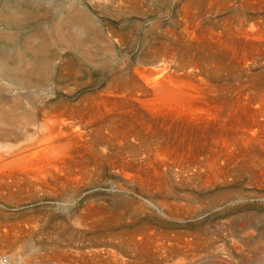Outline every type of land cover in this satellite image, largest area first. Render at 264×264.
I'll return each mask as SVG.
<instances>
[{
    "label": "bare ground",
    "instance_id": "6f19581e",
    "mask_svg": "<svg viewBox=\"0 0 264 264\" xmlns=\"http://www.w3.org/2000/svg\"><path fill=\"white\" fill-rule=\"evenodd\" d=\"M91 1L94 2L99 0ZM254 1L255 2H253V0H244L242 4L245 6H254L258 4V7H260V4H264V0H261L260 3L258 2L259 0ZM214 2H210L211 4L207 5L202 4L206 2L188 4L185 3L186 5L183 6V22L185 23L184 30L182 28L183 32L180 36H178L179 34L176 35V33H173L170 30L171 40L173 41L172 43L181 42L184 47L179 43V47L166 46L162 48L158 47L159 49L151 48V50H149V52L145 55V59L147 62L145 63L144 67L141 68L140 66V68L138 67L137 69L131 70L130 72L125 70L124 67H118V70L110 75V78L106 80L104 85H102L100 88L97 87L92 89L89 96L87 95V97H83L82 99L80 98L81 101H79L78 104L70 105L68 103L67 105V103H65L66 105H62L61 103H57L53 105L51 109H48L47 103L45 102L43 104L45 105V108L29 113L21 111L20 103L18 104L16 100V102H13L11 104L3 103L1 105L0 103V204L4 207H8L7 209L11 208L15 210H19L20 208L22 209L28 204H33L36 206V208L40 209V211L54 210L55 214L56 212H59V210H70L72 211V213H67V216L60 215V217L58 216L59 219L53 216L54 220L56 219L60 221L59 223H61V226L69 225L71 226V228L84 227L85 229H92L94 228V226L98 227V225L99 228H111L114 225H118L119 227L125 224L124 222L126 220L123 219V216L125 215V212H129L130 208L127 211H122L119 212V214H115L114 210V213H111V206L106 205L108 201L105 198H102V202L100 201L102 206L101 208H99L97 206L99 205V203L96 204V202L92 200L93 197L92 199L90 198L92 194H87V198H84L82 200L84 201L83 203L82 201L76 202L77 197L84 195V192H86L87 190H90L91 192L92 189L104 187L113 189L112 191H110L115 193L113 195H117L120 193L125 194L124 192L128 191L134 193L136 190L138 192H142L146 188L151 189V191L149 190L150 192H152V189H157L156 191H158L165 186V177L168 173H174V175L179 177L188 175L192 172L194 176H197L201 180H203L206 185L211 184L212 186L213 183L215 184L221 180H226L234 172H236L237 174L239 172V169H250L249 171L254 172L252 177L254 176L255 178H257L256 180L264 183V89L261 88L262 90H259L257 88H253L251 84H253L254 81L252 82V80H249L247 82H245L246 80L244 82L239 80L243 73L247 72L249 74L248 71H250L251 68L255 66V64L264 59V19L262 22H253L247 19L241 20L237 18L232 19L231 17H229L231 18V20L226 21L227 19H225L226 23L223 24V26L221 27L222 29L218 27H216L218 29H208L206 28L208 26L204 27L201 22L204 17V10H222L220 9L221 2L217 3L216 0ZM145 4L143 3L142 5ZM171 4L173 5V3ZM240 4L241 3H239V5ZM124 5H127L128 8L133 7L132 9H135V6H133L134 4L131 5V3H127L126 0H122L118 7L120 6L123 8ZM142 5L140 4V6ZM138 9L139 8H137V10ZM144 10L145 9H143V11ZM153 10L154 9H152V11ZM230 15L232 16V14ZM126 17H124V19ZM214 17L215 16H213V18ZM80 27L81 31L88 33V25L85 26L81 21ZM211 27L213 28V26ZM174 28L177 29L176 27H173V29ZM133 29H135V27ZM111 36L115 38L116 35L114 32H112ZM128 36L130 35L128 34ZM43 37L44 36L42 35V38ZM70 37L71 36H68L65 33L62 36L63 44L69 46L75 45V53L78 56H83L85 60L90 62L89 65H91V62H94L91 58V53L89 54V52L81 50L80 45H82V42H80L79 40L73 41ZM122 39L124 40V37ZM45 41L46 42H44V45L50 44V42L46 40V38ZM60 43L61 42H59V45ZM126 43H128V40L126 41ZM84 45L86 46V44ZM119 45H121V43ZM47 47H44L46 55L49 52V48ZM111 47L106 51L112 55L114 52ZM68 55L67 57H69L70 59L71 55ZM98 55H93L95 60L99 58ZM48 60L49 59H47V61ZM99 62V64H101L100 66L105 65L103 60ZM81 63H79V65ZM54 65H56V63ZM50 67L53 68L54 66ZM84 67L85 66H83V68ZM150 67L151 69H149ZM79 68L81 69V67ZM63 69L64 70H61L60 68L61 71H65V75L68 72H73L75 76V72L77 73L76 68H74L73 61L68 62L66 67H64ZM8 71L9 73L13 72V70ZM224 71L226 73V76L233 81H230L228 84L227 82H224V84L226 83V85L219 86L221 83L215 84L216 82L214 83L212 78L216 77L219 72L221 74V72ZM56 73L57 72H55V74ZM48 75L51 74H49V71L47 69L40 70L39 73H34V78L31 80L30 85L32 86L39 84L41 80L43 78H46ZM79 75L77 77H79ZM7 76L10 77V75ZM59 77H61V75ZM4 79H6V77ZM92 79L93 78L90 77L87 80L88 82H90L92 81ZM64 82L65 80H63V83ZM21 85H23V87L25 86V84L23 83ZM47 85L50 86L49 84ZM42 86L44 85L42 84ZM64 88L66 89L65 84ZM45 89L46 88L44 87V90ZM40 90L42 92L43 89ZM76 90L77 88L75 87L72 91L75 93ZM18 93L16 94L18 95ZM0 95H2V93ZM10 98H13V95ZM235 98H237V100H235ZM8 102H11L10 99ZM1 127L4 129H1ZM7 127L11 129H6ZM33 127L38 128L41 133L38 134V132L36 131V135L35 133L28 132V128L30 129ZM14 129L19 132H15ZM24 141L29 144L23 147L19 146ZM104 166H106L108 170H110L109 173L112 171V174L116 176L117 181L110 182L106 180L105 176L97 174L101 171L99 168H104ZM161 172H164V174H162ZM244 174H246V172ZM206 185H204V187ZM214 186L215 185H213V187ZM157 187H159L160 189ZM150 192L148 194H151ZM226 194L228 193H225V195ZM131 203H133V200ZM74 205H78L77 209H74ZM120 205L122 206L123 203H121ZM68 206L71 207L68 208ZM167 206L168 205H166L165 207ZM192 207L193 205L190 207V209ZM187 208L189 207L187 206ZM115 209L117 211V207ZM135 210H137L136 212L139 213V211H141L140 206L135 207ZM48 215L44 213L40 215V217L43 218L44 216ZM38 216L39 215L36 216L37 219L40 218H38ZM15 220L14 222L16 224ZM51 220H53V218H51ZM8 222L10 221L8 220ZM36 223L37 222L35 221V225ZM28 224L31 223L28 222ZM7 227L9 228V230H3V227L0 228V257L6 254H12V256H9L10 260L8 264H33V259L27 258L23 255L18 246L19 242H17H22L24 238H27V236L25 235L28 234L24 235L19 229L10 228V225ZM85 229L84 231L82 230L83 233L85 232ZM55 230H57V228ZM37 237L40 239L42 236ZM111 237L114 239L124 238H120V235ZM80 238L83 237L80 236ZM57 239L62 242L76 241V237L73 234H62L60 236L58 235L56 240ZM94 239H96V237ZM134 240L135 235L133 236L132 234L131 241L133 243H136ZM85 241H87V239ZM92 242H94V240H92ZM101 242L95 241L94 243L99 244ZM147 245L149 246V244ZM43 251H45V248ZM65 251L66 250H64V252ZM111 251L112 250H110V252ZM62 254L65 253L62 252ZM107 254H109V252ZM144 254L146 256V253ZM122 255L123 254L119 256ZM42 256L45 257V255ZM90 256L92 257V255ZM94 256L97 255L94 254ZM79 257H81V255ZM99 257L101 258L102 256L98 255L97 259ZM94 258L96 259V257ZM58 259L59 258H57V260ZM72 259L76 260V258L74 257ZM65 260H67V258ZM143 260L145 259L143 258ZM81 261L83 263V259ZM95 261V264H114L113 261V263H110L108 262V260H106V262H102V260L101 262L100 260H98V262L97 260ZM116 261H120L121 263L119 262V264H123L125 260L122 262L119 257L118 260L115 259V262ZM140 262H142V259ZM60 263H64L62 262V259Z\"/></svg>",
    "mask_w": 264,
    "mask_h": 264
},
{
    "label": "rangeland",
    "instance_id": "374dc122",
    "mask_svg": "<svg viewBox=\"0 0 264 264\" xmlns=\"http://www.w3.org/2000/svg\"><path fill=\"white\" fill-rule=\"evenodd\" d=\"M121 1L122 0H99V1H94V2H92L91 0H0V60H1L0 61L1 62L0 63V66H1L0 85L3 86V87L0 86L1 87L0 94L2 93V95H0L2 97V98L0 97L1 105L3 103L11 104L17 101V103L18 104L20 103V107L23 109L22 110L20 108L21 111L30 113V112H35L37 110L39 111V110H42V108H45V105H43L45 102L47 103L48 109L49 108L51 109L53 105L57 103H61L62 105L63 104L66 105L65 103H67V105L68 103L70 105L78 104L79 101H81L83 97H87V95L89 96L90 91H92V89L97 88V87L100 88L102 85H104L106 80L110 78V75L112 73H115L116 70H118L117 69L118 67H124L125 70L129 72L131 70L137 69L138 67L140 68V66L141 68L144 67L145 63L147 62L145 59V55L146 53L149 52V50H151V48L159 49V48L166 47V46L179 47L180 46L179 43L182 45L181 42L172 43L173 41L171 40V32L176 33V35L179 34L178 36H180L184 30L185 23L183 22V6H185L188 3H198V2L200 3L206 2L202 4L207 5V4L213 3L215 0H200V1L195 0V2L194 0H187V1L185 0L184 1L183 0H142V1L136 0V2L135 0H131V1L126 0L127 3L129 2L131 3V5L134 4L133 6H135V9H132L133 7L128 8L127 5H124L123 8L120 6L118 7ZM243 1L244 0H239V1L238 0H216L217 3L221 2L220 9L222 10H219V11L214 10V9L210 11L204 10V17L201 20L203 26L204 27L208 26L206 27L208 29H218V28H221L224 23H226L225 19H227L226 21H228V20H231V18L232 19L237 18L241 20L247 19L253 22H262L264 19V9H263L264 4H260V7H258L259 6L258 4L254 6H250V5L245 6L242 4ZM253 2L255 1L253 0ZM258 2L260 3L261 0H259ZM143 3L145 5H142ZM171 3H173V5ZM239 3L241 4L239 5ZM140 4L143 7L140 6ZM226 6L228 9L226 8ZM137 8L139 9L137 10ZM143 9H145L144 10L145 12L143 11ZM152 9L154 10L152 11ZM150 11L153 13H151ZM114 14L119 19H117L114 16ZM230 14H232V16ZM213 16L215 17L213 18ZM124 17L126 18L124 19ZM81 21L84 23L85 26L88 25L89 27L88 33H85L80 30ZM172 26L176 27L177 29L175 28L173 29ZM211 26H213V28ZM134 27L135 29H133ZM67 31L69 34L67 33ZM111 31L115 33L116 35L115 38L111 36L112 35ZM65 33L66 35L71 36L70 37L71 40L73 41L79 40L80 42H82V45L86 44L87 48L85 45L84 46L80 45V48L81 50L89 52V54L91 53L90 54L91 58L94 61V62H91V65H89L90 62L85 60L83 56H78L75 53L76 51L75 45L69 46V45L63 44L62 36ZM127 33L130 36H128ZM42 35L44 36L43 38H42ZM47 35H50V36H47ZM122 36L124 37V40L122 39L123 38ZM45 38L46 40L50 42L51 45L50 44L44 45L45 44L44 42H46ZM127 40H128V43H126ZM59 42H61L60 45H59ZM160 42H163V43H160ZM31 43L33 44V46ZM120 43L121 45H119ZM129 46H130V49H129ZM182 46L184 47V45ZM44 47L49 48V52L47 53V55H46ZM58 47L59 48L61 47V48L59 49ZM110 47L113 49V52H114L112 55L106 51ZM55 53L58 57L55 55ZM68 54L71 55L70 59L69 57H67ZM92 54L93 55L100 54V55H98L99 58L95 60ZM79 58L81 59V61ZM47 59L49 60L47 61ZM101 60L104 61L105 63L104 66L103 65L100 66L101 64H99L100 63L99 61ZM70 61L71 62L73 61L74 68H76L77 70V73L75 72L76 74L75 76L73 72L71 73L68 72L65 75V71L64 72L61 71V70H64L63 68L66 67V65ZM260 62L255 64V66H253L251 70L248 71L250 75L247 72H245L241 75L239 80L242 82H244L245 80H246L245 82L252 80V82L254 81V83L251 84L252 87L262 90L264 89V81H263L264 80V70H263L264 69V64H263L264 59L261 60ZM55 63L58 67L54 65ZM79 63L81 64L79 65ZM30 64H31V67H30ZM111 64H112V67H111ZM261 64L263 67L261 66ZM50 66H54V67L52 68ZM83 66L85 67L83 68ZM79 67H81V69ZM102 68H104L105 70ZM43 69H47L49 71V74L51 75H48L46 78H43L41 80L42 83L40 82L37 85L31 86L30 82L34 78L33 77L34 73H37V72L39 73L40 70H43ZM149 69H151V67ZM8 70L10 71L13 70V72L9 73ZM2 72L4 75L2 74ZM55 72L57 73L55 74ZM20 74L23 78L20 76ZM7 75H10L11 78ZM12 75H13V78H12ZM60 75L61 77H59ZM78 75L79 77H77ZM5 77L6 79H4ZM90 77L93 79L92 81L88 82L87 79H89ZM63 80H65L64 83H63ZM212 80L214 81V83L216 82L215 84L221 83L219 86L226 85V83L224 84V82H227L228 84L230 81H233L226 76L225 71L221 72V74L219 72V74L216 77L212 78ZM22 83L25 84L24 87L23 85H21ZM66 83L69 85H67ZM42 84L44 86H42ZM47 84H49L50 86H48ZM64 84H65L66 89L64 88ZM74 86L77 88L75 93L72 91L75 88ZM44 87L46 88L45 90H44ZM40 89H43L42 92ZM46 90L49 92H47ZM15 92L16 93L19 92L18 95ZM38 94H40L42 98ZM12 95H13V98H10ZM48 95H51V96H48ZM62 97H65V98H62ZM9 99L11 102H8ZM235 100H237V98H235ZM35 101L36 102L38 101L37 104ZM38 106H39V109H38ZM1 129H4V128L1 127ZM6 129H11V128L7 127ZM30 129L28 128L29 131L27 130L30 133H35L36 135H37V132L38 134L41 133L36 127L30 128ZM14 131L16 132L17 130L14 129ZM28 144L26 141H24L19 146L23 147V146H27ZM99 169L102 171V173L100 171L97 174H101L105 176L106 180L110 182L117 181L116 176L112 174V171L109 173L110 170H108L106 166H104V168L102 167ZM240 170L241 169L238 170L239 172L237 174L236 172L232 173L233 176L230 175L226 180H221L215 184L213 183L212 186L211 184L206 185L203 180H201L197 176H194L192 172L188 175L179 176V177L174 175V173H168L169 175L167 174V176L165 177L166 178L164 182L165 186L161 188L162 191L161 190L156 191L157 189H152V192H150L151 189L146 188L142 192L141 191L138 192L136 190L134 193L131 191H128V192H124L125 194L120 193L117 195H113L115 193L110 192L113 189H108V187H104V188H95L96 190L92 189L91 192L90 190H87L86 192H84V195L77 197L76 202H80L84 198L85 199L87 198V194H92L90 198L92 199L93 197L92 200L96 202V204L99 203V205H97L99 208H101L102 206L101 204L102 198H105L108 201L106 205L111 206L110 211L111 213L112 212L114 213L115 211V214H119V212H122V211H127L130 208L129 212L127 211L124 213L125 215L123 214L124 215L123 219L126 220L124 222L125 223L124 225L126 226L121 225L122 227L121 226L118 227V225H114L111 228L109 227L99 228V225H98V227L94 226V228L92 229H85L84 227L82 228L72 227L71 228V226L69 225L61 226V223H59L60 221L56 219L54 220V217L59 219L60 215L67 216L68 215L67 213H72V211L70 210L69 211L59 210V212H56L55 214L54 210L53 211L47 210L49 213L47 211H40V209L36 208V206L33 204H28L22 209L20 208L19 210H15L11 208L7 209L8 207H4L3 205L0 204V208L4 209V210L0 209V228L3 227V230L4 229L9 230L7 226L10 225V228L19 229L20 231H22L24 235L28 234V235H25L27 236V238H24L22 242L21 241H17V242H19L18 246L20 250L22 251L23 255L27 258L33 259V262H34L33 264H78L79 262H80L79 264H85V263L90 264L91 262H92L91 264H95L94 263L96 262L95 260H97V262L98 260H100V262L101 260L102 262H106V260H108V262L110 263L114 262V264L115 263L119 264L120 261L115 262V259L118 260L119 257L122 262L125 260L123 264H127V263L128 264H144V263L146 264H264V183H261V181L256 180L257 178H255L254 176L252 177L254 172L249 171L250 169H245L246 171L242 169L241 172ZM244 171L246 172V174H244L245 173ZM162 174H164V172ZM204 185L206 186L204 187ZM213 185L215 186L213 187ZM148 191L151 194H148L149 193ZM160 192H162L163 194ZM225 193H228V194L225 195ZM220 194H222L223 197ZM132 200H133V203H131ZM138 201H139V204H138ZM83 202L84 201H82V203ZM121 203H123L122 205L123 207L120 205ZM137 205L140 206L141 208V211H139V213H137L136 212L137 210H135V207H138ZM166 205L168 206L165 207ZM192 205L193 207L190 209ZM77 206L78 205H74L75 207L74 209H77ZM187 206L189 208H187ZM70 207L71 206H68V208ZM116 207H117V211L115 209ZM177 207L178 209L179 208L180 209L178 210ZM49 209H52V208H49ZM131 211H133L134 213ZM173 211L174 212L176 211V212L174 213ZM44 213H46L47 215L49 214V215L44 216L43 218L40 217V215ZM36 214L39 215L38 216V218L40 217L39 219L36 218L37 216ZM51 218H53V220H51ZM8 220L10 222H8ZM14 220L16 221V224ZM35 221L37 222L36 225H35ZM28 222L31 224H28ZM56 228L57 230L58 229L59 230L58 231L55 230ZM84 229H85V232L83 233ZM62 234L63 235L73 234L76 237V241L75 242H67V241L62 242L58 239L56 240L58 235L60 236ZM92 234L96 237V239H94L95 237ZM132 234L133 236L135 235L134 241L136 243H133L131 241ZM116 235H120V238H123V237L124 238L114 239L111 237V236L115 237ZM37 236L39 237L42 236L40 238L41 240ZM80 236L83 238H80ZM86 239L87 241H85ZM92 240H94V242L102 241L103 243L102 242L99 244L94 243L92 242ZM147 244H149V246ZM106 246L108 249L106 248ZM44 248H45V251H43ZM64 250H66L67 252L66 251L64 252ZM110 250L112 251L110 252ZM99 251L101 254L99 253ZM152 251L155 253H153ZM62 252L65 254H62ZM108 252L109 254H107ZM38 253L39 254L41 253V254L39 255ZM136 253H138L139 255ZM144 253H146V256ZM94 254L97 256L100 255L102 257L101 258L99 257L97 259V256H94ZM121 254L123 255L119 256ZM42 255H45V257ZM80 255L81 257H79ZM90 255H92V257ZM9 256H12V254H6L0 257V263L8 264L10 260ZM72 256L76 258V260L72 259L73 258ZM65 257L67 258V260H65L66 259ZM94 257H96V259ZM57 258L59 259L57 260ZM103 258L105 259V261ZM143 258L145 260H143ZM61 259H62V262L64 263H60ZM82 259H83V263L81 261ZM135 259L136 260L138 259V260L136 261ZM139 259L140 261L142 259V262H140ZM149 261L150 262L154 261V262L150 263ZM181 261H185V262H181Z\"/></svg>",
    "mask_w": 264,
    "mask_h": 264
}]
</instances>
